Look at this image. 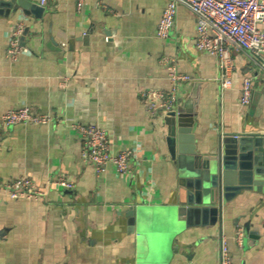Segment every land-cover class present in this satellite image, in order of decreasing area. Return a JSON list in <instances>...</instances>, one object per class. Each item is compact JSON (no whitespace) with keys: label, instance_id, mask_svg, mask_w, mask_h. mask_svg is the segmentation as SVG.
Wrapping results in <instances>:
<instances>
[{"label":"crops","instance_id":"1","mask_svg":"<svg viewBox=\"0 0 264 264\" xmlns=\"http://www.w3.org/2000/svg\"><path fill=\"white\" fill-rule=\"evenodd\" d=\"M30 1L43 6L39 19L22 9L0 14V183L30 177L47 195L13 199L0 192V264H219L222 237L234 264H264L260 193L229 202L221 227L181 223L176 232L167 206L180 163L169 153L164 116H153L140 95L169 89L161 60H174L191 76L179 85V105L196 93V148L207 153L220 134L264 133V71L232 52V85L221 89L218 59L196 49V19L186 6H178L169 37L157 36L168 0H85L81 8L78 0ZM18 23L30 28L23 44L28 51L11 61L6 51ZM248 75L254 88L243 105ZM256 92L261 104L253 102ZM21 106L56 120L1 123L7 110ZM73 123L107 129L115 154L134 149L132 172L109 167L96 174ZM58 175L74 188L51 184ZM133 208L134 216L127 214ZM246 221L258 237L242 235L238 242Z\"/></svg>","mask_w":264,"mask_h":264},{"label":"built area","instance_id":"2","mask_svg":"<svg viewBox=\"0 0 264 264\" xmlns=\"http://www.w3.org/2000/svg\"><path fill=\"white\" fill-rule=\"evenodd\" d=\"M56 0H40L45 5ZM85 0H78L81 8ZM179 5L186 6L196 19L195 47L198 51L214 55L218 59L219 86L226 89L232 85V73L235 68L232 52L242 53L251 64L264 71V0H168L157 25V36L169 37L175 27ZM24 31L22 23L14 26L8 43L7 57L17 61L22 52L28 51L21 42ZM161 62L167 68L170 87L168 90L144 89L140 95L148 111L153 116H165L179 106V85L191 79V76L179 70L174 60L164 57ZM253 79L245 76L241 87L240 101L248 105L252 99ZM56 116L42 113L29 106L7 110L1 116V123L12 126L19 123L50 124ZM82 139V155L92 164L96 174H102L113 167L118 173L132 172V161L135 150L122 149L112 152V143L107 129L96 124L73 123ZM64 189H73L74 182L64 175L56 176L51 182ZM0 192L13 199L20 197L42 199L47 195L30 177H19L0 183ZM242 230L238 229L236 239L241 241ZM219 264H234L228 242L222 237L220 244Z\"/></svg>","mask_w":264,"mask_h":264},{"label":"water","instance_id":"3","mask_svg":"<svg viewBox=\"0 0 264 264\" xmlns=\"http://www.w3.org/2000/svg\"><path fill=\"white\" fill-rule=\"evenodd\" d=\"M19 9L36 19L44 12L43 6L30 0H0V14L8 15ZM29 30L26 27L23 31L22 44ZM258 94L255 93L253 102L261 104ZM196 102L193 93L164 116L169 153L180 163L179 185L167 206V211L176 218V232L191 225L221 227L229 213L228 203L237 196L246 192L264 196V133L220 134L210 152L200 153L194 135ZM127 214L134 216V208ZM241 230L243 236L258 237L250 221Z\"/></svg>","mask_w":264,"mask_h":264}]
</instances>
